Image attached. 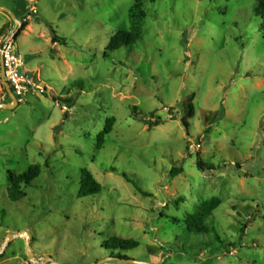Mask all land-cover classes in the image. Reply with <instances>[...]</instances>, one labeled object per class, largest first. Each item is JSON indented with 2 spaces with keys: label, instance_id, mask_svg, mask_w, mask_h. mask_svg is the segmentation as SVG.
<instances>
[{
  "label": "rangeland",
  "instance_id": "rangeland-1",
  "mask_svg": "<svg viewBox=\"0 0 264 264\" xmlns=\"http://www.w3.org/2000/svg\"><path fill=\"white\" fill-rule=\"evenodd\" d=\"M137 1L0 0L28 25L14 40L20 73L44 89L0 109V249L27 232L35 264H264L258 0L148 3L142 39L106 58L111 38L131 30ZM21 28L0 12V41ZM5 91L0 83V104L11 103ZM198 160L215 170L201 172ZM179 164L184 173L172 179ZM33 165L41 175L11 202L10 176ZM82 169L101 194L78 198ZM212 201L206 232H190L188 218ZM112 238L139 247L107 250ZM0 264H34L26 241H10Z\"/></svg>",
  "mask_w": 264,
  "mask_h": 264
},
{
  "label": "trees",
  "instance_id": "trees-1",
  "mask_svg": "<svg viewBox=\"0 0 264 264\" xmlns=\"http://www.w3.org/2000/svg\"><path fill=\"white\" fill-rule=\"evenodd\" d=\"M156 0H138L132 10L130 11V21H131V30L130 31H119L117 32L110 40L107 49L104 53V56L108 58L110 54L121 50L122 48H130L134 46L139 40L142 39L140 33L141 22L148 17V12L145 9L146 4H154ZM258 17L262 18L264 21V0H258V9L256 11ZM28 27L26 23L22 21V28L18 34L14 37V40L17 39ZM264 28V22L262 24ZM52 42L54 44L61 43L66 45L65 39H60L56 32L53 31ZM60 103L67 104L70 101L61 100ZM193 107L190 106V117H193ZM116 122L115 118H110L106 121L105 127L102 132L97 136V145L96 149L100 151L105 143L106 138L112 133L114 124ZM159 125V124H157ZM156 125V126H157ZM184 126L189 127L188 123L184 121ZM197 166L201 172L214 171L212 166L204 164L201 160H198ZM42 169L40 166L33 165L22 175L10 176V186L7 190L8 198L11 202L17 203L26 197L24 191L25 188H30L35 180L41 175ZM184 173L183 167L179 164L172 168L170 176L172 179H176ZM126 180L135 185L137 191L143 196H149L148 193L143 191L138 187L132 179H130L126 174L123 175ZM103 191L102 185L95 179L90 171L87 169L81 170V179H80V189L78 192V198L84 199L88 197H94L101 194ZM218 208V202L212 201L206 204H203L198 213L191 215L186 221L187 228L190 232L193 233H204L207 230V220L211 217L213 212ZM139 247V244L132 240H122L117 238H112L106 243L105 248L107 250H121L129 251ZM120 257L119 255H115Z\"/></svg>",
  "mask_w": 264,
  "mask_h": 264
},
{
  "label": "built area",
  "instance_id": "built-area-1",
  "mask_svg": "<svg viewBox=\"0 0 264 264\" xmlns=\"http://www.w3.org/2000/svg\"><path fill=\"white\" fill-rule=\"evenodd\" d=\"M24 63V58L16 52L14 38H3L0 41V83L5 75L18 103H23L28 95L44 90L39 81L20 73Z\"/></svg>",
  "mask_w": 264,
  "mask_h": 264
},
{
  "label": "water",
  "instance_id": "water-1",
  "mask_svg": "<svg viewBox=\"0 0 264 264\" xmlns=\"http://www.w3.org/2000/svg\"><path fill=\"white\" fill-rule=\"evenodd\" d=\"M0 12L8 14L11 17V19L14 21L16 27L22 26V23L17 19L15 14L10 9L0 6ZM18 32H19V29H17L16 32L14 33V37ZM3 85L5 87L6 92L8 93V95L10 97L11 103L10 104L1 103L0 109L14 110L16 107H18L19 103H18L17 99L15 98V96H14V94H13V92H12V90L8 84V81L5 78V75L3 77ZM14 239H24L26 241V248H27L29 260L35 264L34 253L31 249V235L27 232H21V233H18L17 235H10L8 237V239L6 240V242L4 243L2 249H0V256L3 255V253L5 252V249L7 248L9 242L14 240ZM128 262H132V261H128ZM133 263H136V262H133ZM136 264H139V263H136ZM145 264H149V263H145Z\"/></svg>",
  "mask_w": 264,
  "mask_h": 264
},
{
  "label": "crops",
  "instance_id": "crops-1",
  "mask_svg": "<svg viewBox=\"0 0 264 264\" xmlns=\"http://www.w3.org/2000/svg\"><path fill=\"white\" fill-rule=\"evenodd\" d=\"M1 83H2V85H3V80H2V82H1ZM3 86H4V85H3ZM4 88H5V87H4ZM5 92H6V91H5ZM6 97H8V93H7V92H6Z\"/></svg>",
  "mask_w": 264,
  "mask_h": 264
},
{
  "label": "flooded vegetation",
  "instance_id": "flooded-vegetation-1",
  "mask_svg": "<svg viewBox=\"0 0 264 264\" xmlns=\"http://www.w3.org/2000/svg\"><path fill=\"white\" fill-rule=\"evenodd\" d=\"M7 98H8V100H10V97H9V95H8V97H7ZM10 102H11V100H10Z\"/></svg>",
  "mask_w": 264,
  "mask_h": 264
}]
</instances>
